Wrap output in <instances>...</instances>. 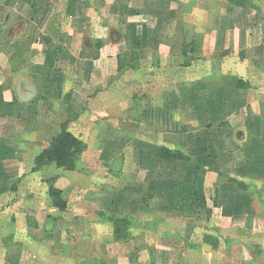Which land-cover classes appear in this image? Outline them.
I'll return each instance as SVG.
<instances>
[{
    "label": "crops",
    "instance_id": "obj_1",
    "mask_svg": "<svg viewBox=\"0 0 264 264\" xmlns=\"http://www.w3.org/2000/svg\"><path fill=\"white\" fill-rule=\"evenodd\" d=\"M63 122L75 167L35 170ZM256 220L264 0H0V264H264Z\"/></svg>",
    "mask_w": 264,
    "mask_h": 264
},
{
    "label": "trees",
    "instance_id": "obj_2",
    "mask_svg": "<svg viewBox=\"0 0 264 264\" xmlns=\"http://www.w3.org/2000/svg\"><path fill=\"white\" fill-rule=\"evenodd\" d=\"M238 85L245 87L247 83L238 79ZM83 148L84 144L82 141L70 133L67 130V122H63L60 124L58 132L49 137L48 145L39 150L34 156V169L38 170L45 165L55 164L57 167L71 170L75 167V163L79 159ZM160 154L166 159L190 160V156L181 147H171L164 144L161 146ZM195 169H199L198 165H195ZM231 174L217 172L216 184L230 181L236 184L238 190L248 191L249 186ZM47 180L49 183L47 190L48 196L52 199L55 206L60 209L65 208V202L61 198L60 190L53 186L54 179L51 177ZM258 194L261 196V192L258 191ZM101 216L112 223L113 239L116 241L123 240L129 228L133 225L132 217L107 213H101ZM246 248L253 257L262 253L260 246L256 243H247Z\"/></svg>",
    "mask_w": 264,
    "mask_h": 264
},
{
    "label": "rangeland",
    "instance_id": "obj_3",
    "mask_svg": "<svg viewBox=\"0 0 264 264\" xmlns=\"http://www.w3.org/2000/svg\"><path fill=\"white\" fill-rule=\"evenodd\" d=\"M214 184V183H213ZM213 184L212 185H210V183L208 182L207 184H206V186H213ZM216 184V183H215ZM214 184V185H215ZM262 227H264V222L263 221H258V220H256L255 221V233H259V231L260 230H262L263 231V233H264V229H262ZM256 229H258V230H256ZM260 229V230H259ZM262 231H260V232H262ZM261 247H263L264 248V242L261 244ZM240 245H239V243H237L236 242V244H234V247H232V249L230 250V251H227V253L224 255V258L225 259H227L228 261H230V263L229 264H236V261H238L239 260V256H240V254H238V252L240 251ZM263 248H262V250H263ZM218 249V248H217ZM242 251V250H241ZM260 255H262V258L264 259V252H262V253H260ZM246 258H247V256H245ZM213 258V257H212ZM257 263H260V262H258V261H256ZM255 263V262H254ZM257 263H255V264H257Z\"/></svg>",
    "mask_w": 264,
    "mask_h": 264
}]
</instances>
